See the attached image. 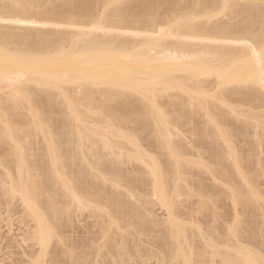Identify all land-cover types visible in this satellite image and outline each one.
<instances>
[{
	"label": "bare ground",
	"instance_id": "obj_1",
	"mask_svg": "<svg viewBox=\"0 0 264 264\" xmlns=\"http://www.w3.org/2000/svg\"><path fill=\"white\" fill-rule=\"evenodd\" d=\"M222 10L226 19L214 16ZM262 53L264 0H0V210L16 206L29 220L21 240L0 241L14 249L2 264H264V200L239 180L261 175L246 172L244 154L264 169ZM210 76L232 88L210 95ZM171 89L221 119L212 131L185 97L183 108L170 103L182 122L196 117L202 162L187 159L186 136L154 96ZM221 174L235 195L213 184ZM155 197L168 222L146 209ZM227 200L247 216L236 229L215 218ZM88 209L95 221L82 227ZM181 211L203 212L212 228L184 223Z\"/></svg>",
	"mask_w": 264,
	"mask_h": 264
},
{
	"label": "rangeland",
	"instance_id": "obj_2",
	"mask_svg": "<svg viewBox=\"0 0 264 264\" xmlns=\"http://www.w3.org/2000/svg\"><path fill=\"white\" fill-rule=\"evenodd\" d=\"M225 12L226 11H224V10H222L220 13H218V14H216V15H214V16H216V17H220L221 19H226V14H225ZM212 16V15H211ZM216 42V41H215ZM218 43H220L219 45H222L221 44V41L219 42V41H217L215 44H217L218 45ZM263 48V47H262ZM261 48V50H263ZM158 50V49H157ZM263 55H264V53H262ZM158 65V67L160 66V64H157ZM130 66L132 67V68H137L138 67V65H137V63L135 62V63H132V64H130ZM264 72V71H263ZM215 78H216V76H210V77H208V78H206V79H204V81L206 82L205 84L208 86H206L207 87V90H206V92L207 93H209L210 95H216V94H218L219 92H220V89H222L223 87L225 88L226 87V89L228 88V86H230L231 88H232V86L231 85H228V86H223L222 85V87L220 88L219 86V84L220 83H218L219 81H217V78H216V80H215ZM214 82H216V83H214ZM212 84V85H211ZM216 85V86H215ZM217 85H219L218 87H217ZM218 88H220L219 90H218ZM230 88V89H231ZM157 89H159V88H157ZM206 89V88H205ZM150 92V91H149ZM172 96H170L171 98H169V94ZM168 94V95H167ZM159 95V96H158ZM161 95H163L164 97H162ZM167 95V96H166ZM166 95L164 94V92H163V94H162V92L160 93L159 91H154V96L156 97V98H158V100H159V103H160V107L162 108V110L164 111V112H166L167 114H168V118H167V120H168V122H170L171 124H172V126H171V129H172V131L174 132V133H179V134H177V135H179L180 137H177V139H182V137L183 136H186V137H183V140H185L184 142L186 143V142H188V143H186V144H188V147H187V152H188V154H187V159L188 160H190V161H193V162H199L200 160V162H202V159H199V157L197 156L198 154H203V153H205L204 151L205 150H202L203 151V153H200L198 150H200L199 148H197V147H195V146H193V143H192V141H195L196 140V135L195 134H197V133H195L196 131H195V128H194V124H195V122H196V120H195V118L197 117L196 115H198V117H199V115H200V118L198 119L197 118V120H198V122L199 121H201V125H200V127H205L204 125H207L206 126V128H209V127H211L212 128V126H213V124L214 125H216V126H218V130H220L221 129V127H223V126H221V119H219L218 117L217 118H213V116H210L209 114H203V112H199L198 110H195V107H193L192 106V104L191 103H189L188 102V97L186 96V93H184L183 91H179V90H177V89H171L169 92H167L166 93ZM184 95V96H183ZM80 97L82 96V95H79ZM158 96V97H157ZM165 97H168V99H166ZM174 97V98H173ZM178 97V98H177ZM181 97H185L186 98V101L188 102L187 104H185V102L186 101H182L183 102V106L181 105V99H179V98H181ZM174 99V100H171V99ZM184 98V99H185ZM173 101V102H168V101ZM146 100V102L147 103H149V105H151L152 103H150L151 101L149 100V99H145ZM183 100V99H182ZM178 102V105H180L182 108L184 107V104H185V108H188L189 107V109H190V107H193V111H195V118H194V120H193V123L192 122H190V120H191V118L188 120V118H187V121H185V122H182V121H184V120H186L185 118H184V116L182 117V115L181 116H179V115H176L177 113V111L176 112H174V110L172 111V112H169V111H171L172 110V108H173V106L174 107H177V104L176 103ZM196 102V101H195ZM172 103H175L173 106L171 105ZM190 105V106H188L187 107V105ZM170 105V106H169ZM176 105V106H175ZM180 106H178L177 108H175V110H177ZM170 107V108H169ZM181 108V109H182ZM184 108V109H185ZM250 109V107H246L245 109ZM174 109V108H173ZM189 109H187V111H189ZM191 110V109H190ZM262 109H260V111H261ZM259 110L258 111H254V112H260ZM263 111V110H262ZM262 111L260 112V115L262 114ZM169 112V113H168ZM169 114H170V116H169ZM173 114V115H172ZM7 116H8V121L10 122V123H12L13 122V120L11 119L12 117H11V113L9 112V111H7V114H6ZM259 114H258V116H260ZM84 116V115H83ZM203 117H205V118H203ZM236 117L237 116H235V120H236ZM247 118V123L245 122V118H240L239 117V119L240 120H236L237 122H238V125L240 124L241 125V123H240V121L242 122V120L246 123V124H248V123H250V122H253L252 120H251V118L249 117H246ZM87 119V117L86 116H84L83 117V120H86ZM249 120H251L250 122H249ZM263 120H264V118H263ZM190 123H189V122ZM180 122V123H179ZM181 122H182V124H181ZM208 122V123H207ZM80 123V122H79ZM200 123V122H199ZM204 123H206V124H204ZM209 123H210V125H209ZM243 123V122H242ZM245 123H244V125H245ZM128 125H130V128H132V125L131 124H128ZM212 125V126H211ZM243 125V124H242ZM241 125V126H242ZM125 127H129V126H125ZM213 127H215V126H213ZM193 128V129H192ZM224 128V127H223ZM133 129V128H132ZM131 129V130H132ZM215 129V128H214ZM252 129V128H251ZM195 131V132H193V131ZM216 131H217V129H215ZM214 130V131H215ZM124 131L125 132H127L128 134L130 133V134H133V133H131V132H133V131H130V130H127L126 128H124ZM212 131H213V128H212ZM263 132V133H262ZM180 133H182V134H184V135H182V134H180ZM261 133H262V138H264V136H263V134H264V131H261ZM182 135V136H181ZM259 137H260V135H258ZM258 136L257 137H255L254 139L253 138H251V139H253V141L256 143L257 141H256V139L258 138ZM261 138V137H260ZM260 138L259 139H257L258 140V143H260L259 144V147H260V149H262V144H264L263 142H262V140L260 141ZM261 138V139H262ZM136 139L138 140V138L136 137ZM182 141V140H181ZM260 141V142H259ZM190 142V143H189ZM221 142V141H220ZM262 143V144H261ZM257 144V143H256ZM128 146V145H127ZM189 146H190V148H189ZM255 146H257V145H255ZM264 146V145H263ZM129 148H131L133 151H135V149L134 148H136V147H134V145L133 144H131V145H129L128 146ZM146 147H148V145L146 146ZM146 147H145V149H146ZM194 148H197L196 150L194 149ZM264 148V147H263ZM144 149V150H145ZM148 152L149 153H153V150H151L149 147H148ZM189 149H190V151H189ZM244 149V152L243 153H245L246 151H248V150H246V149H248L247 147L245 148H243ZM246 150V151H245ZM255 150H258L259 151V153H257V155H261V153L262 154H264V149H262V150H259L258 149V146H257V148L255 149ZM151 151V152H150ZM262 151V152H261ZM198 152V153H197ZM151 153V154H152ZM242 153V154H243ZM247 153V152H246ZM205 154H207V153H205ZM152 155H154V154H152ZM208 155V154H207ZM241 155V154H240ZM250 155V156H249ZM249 155H248V157H247V154H244V157H245V159H242L243 161H241V164L244 166V164H245V167H244V169H246V172L249 170V172L252 170V169H254L255 170V168H256V170L254 171V173H256L257 171H259L260 169L259 168H261V173H260V171L258 172L259 174H261L263 177L261 178V175H259L260 176V178L258 177V178H256L255 179V177L253 176V174L250 172H248L249 174H246L245 175V177H244V179L242 178H239V180H240V183L243 185V187L245 188V189H248V191H253V192H258L260 195H261V197L263 198V200H264V169L262 168L263 166L262 165H254V166H252V167H250L251 165L249 164V167L247 166L248 165V163L250 162H252V160H250V158L251 159H253V157L251 156L252 154L251 153H249ZM155 156H158L157 154L155 155ZM203 156H206V155H204L203 154ZM262 157H264L263 155H261ZM240 157H242V155L240 156ZM250 157V158H249ZM249 158V159H248ZM250 160V161H249ZM246 161V162H245ZM160 162V161H159ZM204 162V161H203ZM248 162V163H247ZM247 164V165H246ZM234 167H236V166H234ZM232 168L233 170H232V173L234 174V176H236L237 177V173L239 174V175H241L240 174V169H237V167L236 168ZM259 167V168H258ZM252 168V169H251ZM164 169V168H163ZM162 169V170H163ZM165 170V169H164ZM240 171V172H239ZM242 171H243V169H242ZM245 172V171H244ZM262 172H263V174H262ZM162 173H163V171H162ZM164 174V173H163ZM236 174V175H235ZM238 175V176H239ZM208 176H210V177H208ZM208 176H205L206 178H209L210 179V181L211 180H213V177H211V175H208ZM187 177H189L188 178V182L189 183H191V182H196L194 179H193V177H191V175H188ZM239 177H242V176H239ZM194 180H192V179ZM192 180V181H191ZM183 181V180H182ZM180 181L181 183L179 184L180 186H182L183 185V187L184 186H186L187 185V183L188 182H186V181ZM218 181V182H217ZM221 181V182H220ZM230 181V182H229ZM215 182V183H214ZM216 182H217V184L219 185V184H221V185H219V186H221V188H223V189H225L227 192H229V193H232V194H236V192H235V190L233 189V187L235 186L234 184H235V181H232L231 182V180H229V179H227L225 176H223L222 174H221V180L220 179H214V181H213V184H216ZM220 182V183H219ZM234 182V183H233ZM238 182V181H237ZM111 184V183H110ZM196 184V183H195ZM192 184H190L188 187H189V190H190V188H191V190L193 191V190H195V187L197 186H195V187H192V186H194V185H192ZM217 185V186H218ZM194 188V189H193ZM196 189H197V187H196ZM134 193H135V191H134ZM133 193V194H134ZM193 193V195H195V196H191V197H193V201H194V204H196V205H194V208L195 209H197V207H198V209H199V205L201 206V204H202V202H201V204H198V201H199V203H200V198H198L197 196H199L198 194H196L194 191L192 192ZM195 193V194H194ZM136 194H139V192L137 191L136 192ZM251 195V194H250ZM211 195H209L208 196V198H204V200H206V199H209V197H210ZM254 196V195H253ZM190 197V198H191ZM200 197V196H199ZM133 199H135V198H132V200ZM153 203H151V204H148V205H146V209L149 207V210H150V208H151V210L153 211H151L152 213H156L155 215H157L159 218H164L165 220H166V222H168V220H170L171 218H170V216H169V210L165 207V205H163L162 203H160V200L159 199H157V197H155V198H153ZM159 200V201H158ZM133 201H135V200H133ZM197 201V203H195ZM155 202V203H154ZM14 205H17V204H14ZM198 205V206H197ZM13 206V205H12ZM10 207V208H3V209H1L0 210V241L2 242V240H3V243L5 244L6 242H8V240H10V238H12L14 235V237H17L18 236V239H20V238H22L23 236H24V234H23V232L22 231H25V229H28V222H29V220H28V217H27V214L26 213H23V212H21V211H19L20 209L19 208H17L16 206L15 207ZM92 210V209H88L87 211L85 210L84 212H80V214L78 215L77 214V218H79V216H80V218H79V224L83 227L84 226V224H85V226L87 225L86 223H88V220H89V224L92 222L93 223V220H94V218L92 217L93 215H92V212L90 213V211ZM143 210H145V208L143 209ZM216 211V215H215V218L217 217V216H219V217H221V218H218L217 217V219L218 220H220V221H218V222H220L221 223V228L222 227H224V228H222V229H236L237 227H238V222H242V221H245L246 219H247V216H246V214H245V212H244V209L242 208V206L241 205H239V203L237 204V202L236 201H234V200H227L226 201V203L225 204H223V202L221 201V207L220 208H218V209H216L215 210ZM214 211V212H215ZM188 211H181V218H180V220L182 221V219H183V221L186 219V221H184V223H186L187 222V224H189V222H190V220L193 218V216H191V214L192 213H190V214H188L187 213ZM203 213V212H202ZM201 212L199 213V214H195L194 215V218L191 220V222H193V223H196V225L197 226H200V227H203V228H208V229H211L212 228V226H213V224L212 223H214V222H212L211 223V227L208 225H206V226H204L203 225V223L204 224H206L205 222H206V219L203 217V214H202ZM183 215V216H182ZM188 215H190V217L188 216ZM89 216V217H88ZM93 219H92V218ZM170 219H169V218ZM189 218V219H188ZM191 218V219H190ZM91 219V220H90ZM164 219H163V221H164ZM82 220V221H81ZM83 220H87V222L85 221H83ZM215 221H216V219H214ZM91 221V222H90ZM95 221V220H94ZM210 221V220H209ZM208 222V221H207ZM217 222V224H219ZM91 223V224H92ZM197 223H199V224H197ZM113 227H116V226H113ZM210 227V228H209ZM115 229V228H114ZM21 230V231H20ZM20 231V232H19ZM14 235H13V234ZM19 233H22L23 235L21 236V234H19ZM25 233V232H24ZM5 234V235H4ZM8 234V235H7ZM11 234V235H10ZM3 235V236H2ZM1 236H2V238H1ZM12 236V237H11ZM6 237L8 238L7 239V241L5 240L6 239ZM10 237V238H9ZM13 237V238H14ZM20 237V238H19ZM5 238V239H4ZM6 242H5V241ZM21 240V239H20ZM1 244V243H0ZM3 244V245H4ZM8 244V243H7ZM2 245V244H1ZM3 247L4 246H0V252L1 251H4V253L2 252L1 254H0V264H2V263H4L5 261L7 262V261H10V260H8L9 258H11L12 257V251H14V249L12 250H6L5 248V250H1V248L3 249ZM6 248H8L7 247V245L5 246ZM12 248V247H11ZM9 249H10V247H9ZM5 251H6V254H5ZM8 252H10V253H8ZM156 253H159V251L157 252L156 251ZM7 254H10L11 255V257H8V255ZM3 255V256H2ZM156 255V254H155ZM158 255V254H157ZM159 255H160V253H159ZM152 257V256H151ZM154 259H151V260H153V261H149L148 262V264H155V257H153ZM2 260V261H1ZM155 261V262H154ZM158 264V263H157ZM230 264H235V263H230Z\"/></svg>",
	"mask_w": 264,
	"mask_h": 264
}]
</instances>
